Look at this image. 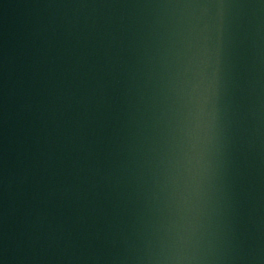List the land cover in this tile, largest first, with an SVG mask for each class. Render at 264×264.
Returning <instances> with one entry per match:
<instances>
[{
  "label": "water",
  "instance_id": "obj_1",
  "mask_svg": "<svg viewBox=\"0 0 264 264\" xmlns=\"http://www.w3.org/2000/svg\"><path fill=\"white\" fill-rule=\"evenodd\" d=\"M0 264H264V0H0Z\"/></svg>",
  "mask_w": 264,
  "mask_h": 264
}]
</instances>
